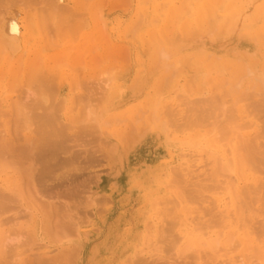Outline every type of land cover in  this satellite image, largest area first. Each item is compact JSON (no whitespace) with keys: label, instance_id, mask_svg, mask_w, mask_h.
<instances>
[{"label":"rangeland","instance_id":"374dc122","mask_svg":"<svg viewBox=\"0 0 264 264\" xmlns=\"http://www.w3.org/2000/svg\"><path fill=\"white\" fill-rule=\"evenodd\" d=\"M13 1L4 3L0 0V21L10 15L15 17L19 28L16 48L5 46L0 34V113L10 108L9 112L7 110L9 115L6 113L8 117L0 115V129L4 132L11 128L10 132L15 134L16 129L23 128L22 132L18 129L21 135L14 137L15 145L11 146L14 151L9 154L13 155V163H16L18 149H25H19V155L24 153L21 157L18 156L21 159L17 160L21 163L20 167H14L13 163L11 167L1 166L0 169L5 167L8 175L6 170L5 173L2 172L3 169L0 171L4 173L0 174V191L15 198L9 205L11 210L3 213V217H17V222L24 227H12L18 228L17 232L19 229H24L22 232H25V229L32 228L35 237L30 239L31 242L24 238L9 241L14 246L9 254L15 256L11 264H31L30 254L34 258L37 253L47 251L48 261L44 264H140V257L146 258L142 264L200 263L201 260L196 259L193 252L191 254L188 251L189 257L187 250L183 251L184 254L180 252L179 241L176 246H164V243L171 242L169 240L174 234L167 230L164 232V227L167 225L171 228L167 219L174 220L170 215L174 216L172 213L176 212L172 211L166 217L163 211L172 208L173 204L170 202L183 197L182 187H189L183 183H175L177 164L189 154L195 153L194 159L197 161L194 168H200L196 170L198 173L203 172V167L205 172L212 169L214 160L209 155L211 151L226 140L235 138L237 129L234 127L247 121L227 122L225 111L231 110L239 118L238 110L242 108V117H246L245 114L248 113L249 117H258L259 126L262 124L264 111L260 109V105L259 108L253 105L262 102L260 99L264 100V85L260 86L259 81L264 78V0H242V8L239 7L244 20L242 29L220 34L213 32L208 36L197 32L196 35L199 36L196 37L191 36L193 33L189 35L184 32L194 26V20L192 16H182V13L188 7L186 4L195 6L203 0H172V5L168 4L170 0H60L59 3L68 6V9L64 6L66 11L58 12L62 15L59 23L56 18L45 16L46 9H49L46 7L50 6L49 0H33L30 3L24 0L22 3L21 0H15L17 3ZM211 3L215 5L217 0H211ZM23 24L30 30L25 38L31 36L32 39L24 41L22 35L26 30ZM82 36L84 46H81ZM38 39L39 43L36 44ZM33 47L40 49L38 54ZM43 55H52V59ZM11 64L12 69L13 66L15 68L12 74L9 73L12 70ZM45 65L50 68H47L48 72ZM57 70H61V74ZM50 71H57L56 74L61 77L55 81ZM35 75L50 77L52 91L46 96L51 98H46L47 102L44 104L48 108L55 107L56 110L51 109L59 117L58 121L68 126L61 136L63 149L55 155L52 153V158H38L42 154L39 152L40 145L34 143L35 139H32L33 142L28 139L35 134L32 129L36 125L33 127V119L24 120L22 115L25 112V115L31 116L33 110L29 109L33 107V100L43 90ZM240 80V85L228 92L232 83ZM218 94L221 98H218ZM15 99L17 103L12 104ZM208 99H221L217 103L218 111H212L215 105L212 103L211 106ZM20 100L23 101L17 105ZM196 104L197 108L193 106ZM260 104L264 106V103ZM88 106L92 108L96 118L100 117V123L99 127L94 126L87 131L84 127L86 123H82ZM231 108H235L236 112ZM249 108L257 110L251 111ZM258 109L261 110L260 113ZM203 110L213 114L190 124V120L201 112L204 113ZM13 128H16L15 131ZM35 129L37 127L33 130ZM222 129H229L232 134L229 130L228 135L227 132L221 134ZM221 137L225 140L220 139ZM25 140L29 142L23 143ZM36 153L38 156H35ZM36 157L39 161H48L49 158V166L52 165L49 170L54 169L48 172L52 174L51 177L48 174L43 180H37L34 173L31 174L33 177L25 175L28 168L31 170L41 163ZM10 172L13 174H9ZM32 188L38 191V196ZM165 201L169 203L165 204ZM27 202L29 203L26 204ZM56 204L59 208L55 209V206L58 207ZM203 205L206 206V203ZM192 206L189 204L187 208L190 210L192 207L196 215L193 211L185 213L190 215L187 218L194 216V221L191 219L193 222L187 219L190 220V226L196 223L195 217L201 213L195 209L198 204ZM54 209L55 216L52 214ZM205 215L210 216L207 213ZM207 216L203 219L208 218ZM56 218H66L65 221L72 218L71 224L74 223L75 226H72L71 232L62 231L60 227L57 228L60 222L54 226ZM154 220L159 224L149 229ZM176 228L177 226L175 234L178 237L179 228ZM14 229L8 230L12 232ZM15 232L14 230L13 233ZM214 232L215 230L212 234ZM164 235H169V240H163ZM20 240L33 243L32 247L36 249L30 251L22 247L24 243H18ZM37 246L42 248L38 249ZM73 246L77 247L76 252L72 251ZM154 246L159 251L162 249L161 253L153 252ZM63 251L66 254H76L66 260ZM237 253L239 254L235 252L229 256H236ZM17 254L20 255L17 257ZM41 256L47 255L45 253Z\"/></svg>","mask_w":264,"mask_h":264},{"label":"bare ground","instance_id":"6f19581e","mask_svg":"<svg viewBox=\"0 0 264 264\" xmlns=\"http://www.w3.org/2000/svg\"><path fill=\"white\" fill-rule=\"evenodd\" d=\"M12 1L13 0H3L4 3L5 2L12 3ZM25 1L30 3L33 0H24V2ZM59 1L60 0H49L48 2H50V6H52V7L51 8H50V6L46 7L49 9H46L47 13L45 15V16H51L52 19L56 18L58 20L57 21L58 23L60 22L59 21L60 18H62L61 17L62 15L59 13L63 12V10H65L64 8L66 7L65 5L62 6V4L59 3ZM7 3L5 4V6L7 5ZM15 3H17V2L15 1ZM21 3H22V0H21ZM241 3H242V0H217V3L215 5H212L211 0H203V2L201 4L199 3V5L194 4L195 6H192L189 3L186 4L185 6H188V7L184 8V14L182 13V16L183 15L192 16L193 20H194L193 21L194 26L190 29L185 30L184 32L189 34V35L193 33L194 35H191V36L196 37V36H199V35H196L197 32H199V33L203 32V34H204L203 36H208L213 32L216 34L217 33L220 34V33H223L225 31L234 32L238 29H242L244 27L243 26L244 20H243V13L239 11L242 8ZM168 4L172 5L173 1L170 0L168 2ZM191 4H193V3H191ZM9 5H12V4H9ZM47 5H49V3ZM239 7H240V9H239ZM3 9L5 10L6 7H3ZM66 9H68V6L66 7ZM30 11H31V9H30ZM30 11H28V12H30ZM26 13H27V11H26ZM168 16H170V15H168ZM0 19H2V15H1ZM52 19H50V20H52ZM52 21H54V20H52ZM1 23H3V24H2V27H0V34H1L2 41L4 42V44H6L5 46H9L10 48H16V45H17V42L19 39V28H18L17 22L15 21V17H12L9 15V18L6 17L2 21H0V24ZM54 24H57V23H54ZM68 25H70V24H68ZM71 26H72V24H71ZM24 28H25V25H24ZM25 30L26 31H24V33L22 35L24 41H27V39L28 40L32 39L33 37H31V36L27 37V39L25 38L26 34L30 33V30H28L26 28H25ZM57 30H58V28H57ZM71 30H73V29H71ZM33 32L35 33V31H33ZM71 32L72 31H70V34H71ZM70 34H69V36H70ZM81 38H82L81 46H84V42H85L84 37L82 36ZM39 39L41 40L40 37H39ZM39 39L36 40V44L39 43L38 42ZM54 39H55V37H54ZM33 43H34V46L37 47L35 44V40H33ZM30 45L32 47V43ZM35 47H33V48H35ZM2 50H3V47H2ZM34 50H36L35 53L38 54L40 49L38 50V48H35ZM27 54H28V52H27ZM47 56L48 55H46L44 57L47 58ZM51 57H52V55H51ZM51 57L48 56V58H51ZM71 58H72V60L74 59L73 55ZM27 59L29 60L30 58L28 57ZM27 59H26V62L28 61ZM72 62H74V61H72ZM12 64L10 65V67L12 66ZM46 65H48V64H46ZM69 66H71V65H69ZM47 68H49V67L46 66V72H48ZM11 69H12V67H11ZM13 69H15L14 66H13ZM13 69L9 73H11L13 71ZM57 71L59 74H61V72H60L61 70H57ZM57 71H56V73H57ZM50 73H51V71H50ZM56 73H51V75L54 76L55 81H57L56 79H58V77H61L59 74L57 75ZM47 74H49V73H47ZM55 74L57 75V78L55 77L56 76ZM35 77H36V81H38L40 88H42L43 90L40 91L39 97L37 99L35 98L36 100L35 99L33 100V107L29 106L30 109L28 108L30 111L33 110V113L31 112V116L25 115L24 114L25 112H23L22 115L24 116V120L33 119L32 125H33V127L36 125L35 127H37L38 131L36 132L37 129L33 130L35 127L34 128L32 127L33 128L32 131L35 132V134L38 136L33 134L36 137L32 135L33 137L31 136V138H28V139H30L31 142H33V140L35 139L34 143L35 144L37 143L38 144V145L36 144L37 146L40 145L39 146V148H40L39 152L42 153V154H40V156L38 158H44L46 156L50 157V155L52 153L55 155L56 153H58V151H62L63 142H62L61 136H63V130L65 128H67L68 126L62 125V123L60 121H58L59 117L57 116V114L55 115L54 111L52 112V109H51V108H53V110H56V109H54L55 107H49L48 108L44 104V102L46 101V98H48L47 100H50V98H51V97L49 98L46 96V95H48V92L50 93L52 91L51 90L52 85L50 84V82L52 83V81H50L51 79L49 80L50 77L48 78V77L44 76L45 77L44 78V77L36 76V75H35ZM259 81L261 82L260 86L264 85V78H262V79L260 78ZM240 83H241V80L236 81L235 83H232V86H230L228 88V92L233 90V88H236L237 86H239ZM222 86H223V84H222ZM222 86H220V87H222ZM262 90H264V88H262ZM27 91H29V90L27 89ZM251 94H253V93H251ZM257 94H259V93H257ZM218 95H219L218 98H221V95L220 94H218ZM248 95L250 96V93ZM3 97H5V96H3ZM8 97H10V96H8ZM13 97H10V98H13ZM238 97H240V96H238ZM256 97H257V95H256ZM258 97H259V95H258ZM218 98H216V99H218ZM4 99L2 98V100H4ZM22 99H25V97L24 98L22 97ZM213 99H208L210 101L207 100V102L208 103L210 102L211 106H213V104H214L215 106H214V109L212 111H216L217 110L216 109L217 103H219L218 101H220L221 99L218 101L217 100L212 101ZM260 100L262 101V102L259 101L260 103H264V100H262V99H260ZM5 101H6V99H5ZM8 101H10V100H8ZM21 101H23V100H20V103H18L17 105L21 104ZM196 101H198V100H196ZM13 103H17L16 99L14 102H12V104ZM234 103H235V101L233 102V104ZM260 103H258V105L256 103V105H253V107H257V108L260 107V109L262 111H264V109H262V108H264V106H262V104H260ZM49 104H51V103L49 102ZM179 104H182V103H179ZM236 104H237V102H236ZM252 104H254V103H252ZM25 106H26V104H25ZM47 106H48V104H47ZM49 106H51V105H49ZM52 106H53V102H52ZM193 106L196 107L197 104L193 105ZM200 106L202 108V105H200ZM204 106H206V105H204ZM191 107H192V105H191ZM232 107H234V106H232ZM18 108H19V106H18ZM58 108H59V106H58ZM250 108H252V107L250 106ZM257 108H254L252 110L250 109V110L251 111L257 110ZM22 109H23V107H22ZM231 109L235 110V108H231ZM260 109H258V111ZM7 110L9 112L10 108ZM7 110L4 112H1L0 115L1 116L5 115V117H8L7 115H9V114L7 113ZM48 110L52 113L48 112ZM203 111H204V113L201 112V114L198 115L199 117L196 116L194 119L190 120L189 123L191 124V122L193 123L194 121H196V122L200 121V118H207V117L209 118V117H211L210 115L213 114V113H211V114L205 113L206 110H203ZM230 111H228V112L225 111V115L223 114L225 116L226 120H228L227 122L233 123L235 121L234 123H237L240 121L243 123L245 121V119H247V121L244 122L243 124H240V125H237L236 127H234L235 129H237L236 137L234 136L235 138H233V139L231 138L228 141L226 140L227 143H225L226 142L225 141L224 144H220L216 149L211 151L210 154L208 153L209 155H211V158L214 160V162L212 163V166H214V167L212 169L209 168L210 170L205 172L204 171L205 169L203 167V172L201 170L199 172H202V173H198V171H196V170H199L200 168L199 169H197L198 167L194 168L196 166L195 162L197 161V159H194L195 153L189 154L187 156V158H185L182 162L179 163V165L177 164L178 168L174 166L175 169L177 168L175 170L176 174L174 176L175 183H183L184 186L187 187V185H189V187L188 188L182 187L183 197L181 199H178L177 201L175 200L176 202L175 201L170 202L171 200L170 201L168 200L171 204H173V206H172V208H169V209L167 208V209H164V211H163L166 217L167 216L169 217L168 213L171 214L172 211L176 212V213H172V214H175L174 216L170 215V217H172V219H174V220H170L169 218L167 219V222L169 223L168 226L170 225L172 230H171V228L167 227V225L164 227L165 228V230H163L164 232L167 230L169 232L171 231V233L172 232L174 233V234L172 233L173 234L172 236L170 233V236H171L170 240H169V238H170L169 235H164L165 237H163V240L168 239L169 241H171V242H169V243H171V245L168 242H166V244L164 243V246L169 248L172 246H176L177 241L181 242V249L182 250L180 249V252L182 251V254H184L183 253L184 250H187V252L191 251L190 253L191 254L194 253L193 256H196V259H198L199 261L201 260L200 263L197 260V262L199 264H223V263L224 264L225 263L226 264L227 263L228 264L229 263L235 264L236 262H238L239 264H264V119H262V124H260V126H261L260 127L257 124L258 123V117L257 118L255 116L249 117L248 113L245 114V115H247L246 117H242V114H244V113H242L243 112L242 108L238 110L239 118H237V116L233 115L232 111L231 112ZM260 111H259V113H260ZM195 112L193 111V113H195ZM206 112L210 113V111H208V110ZM235 112H236V110H235ZM6 113H7V115H6ZM101 113H102V111H101ZM254 113H257V112L254 111ZM251 114L253 115V113H251ZM255 115H257V114H255ZM262 115H264V114H262ZM19 116L22 117L21 115H19ZM84 116H85V119H84L82 124L86 123L84 125L86 130L88 128H90L92 130V128H94V126L99 127L100 117L99 118L95 117L92 108H89V106H88ZM260 116H261V114H260ZM220 117L222 119V115ZM262 117H264V116H262ZM6 122H8V121H6ZM9 122H11V121H9ZM88 122H89V124H88ZM231 123H229V125L232 126L233 124H231ZM223 124H225V123H223ZM1 126H3V125H1ZM21 126L23 127V125H21ZM18 127H20V126L18 125ZM16 128H13V130ZM18 129L20 130V128H18ZM18 129H16V131L18 133L14 130L15 134L10 132L11 128H10V130L4 129L5 130L4 132L2 131V129H0V168H1V166H5V167H11L12 166L13 155H11L12 156L11 157L10 154H13L14 148H11V146H12V144L15 145L14 137L16 135L20 134V131L23 130V128L20 131H18ZM28 130L29 129L27 128V131ZM228 130L222 129V131L220 133L225 134V132H227V135H228L231 132L229 130V133H228ZM231 134H232V132H231ZM24 137L25 136H23V139H25ZM222 138H224V137H221L220 139H222ZM224 140H225V138H224ZM13 141H14V143H12ZM205 141H207V140H205ZM208 141H210V140H208ZM27 142H29V141H26V140L23 141V143H27ZM34 143H33V146L35 145ZM14 145H13V147H14ZM223 146H226V148L224 149ZM22 148H19V149H22ZM19 149H18L17 154H16L17 159L16 158H15L16 160L14 159L16 163H13L14 167L16 166V168L21 166L20 165L21 163L20 164L18 163L20 161L17 162V160H21L18 158V156L21 157V155L24 154L21 152V154L19 155L18 153H20V151H21ZM24 149H22V151ZM28 150H30V152H31V149H28ZM199 150L202 151L201 149H199ZM25 152H27V149ZM36 152L39 153L38 151H36ZM37 153L35 154V156L36 155L38 156ZM7 154H8V157H5V156H7ZM201 154H200V156H201ZM35 156H34V158H35ZM52 157H50V158H52ZM185 157H186V155H185ZM7 158H9V159H7ZM10 159H12V161H9ZM6 160H8V161H6ZM28 160H29V162H31L30 159H28ZM38 161H39V159H38ZM48 161L47 160H40L39 162H41V163L35 167L36 169L32 168V169H34V172L32 169L30 170L28 168L27 173L25 175H27V176L30 175V177H31L34 173L33 176L37 177V180H38V178H40V179L42 178V180H43L46 176L50 175L48 173L50 170L54 171V169L49 170V168H51L50 166H52V165L49 166V163H50L49 158H48ZM201 161L204 162L203 159ZM201 161H200V164H201ZM8 163H10V164H8ZM33 163H34V161H33ZM205 164H206V161H205ZM197 165H199V164H197ZM206 165H208V162ZM30 166H32V165H30ZM5 167H4V169L2 167L3 170L0 169V171L2 170V172H3L4 170H6ZM25 169H23V171H25ZM175 171H173V173H175ZM6 172H7V170H6ZM4 173H5V171H4ZM4 173H2V174H4ZM17 173H20V172L18 171ZM9 174H13V173L10 172ZM7 175H8V172H7ZM51 175H50V177H51ZM172 175H174V174H172ZM202 175H204V177L200 178V176H202ZM11 177L12 176H10V178ZM7 178H9V177H7ZM11 181H13V180H11ZM31 182L32 181H30V183ZM23 185H24V183H23ZM32 185L31 186L34 187V183H32ZM1 186H4V185H1ZM33 189L34 188H32V190ZM33 191L36 192V190H33ZM39 192L41 193V191H39ZM36 193H37L36 196H38V191ZM2 194H3L2 191H0V264H11V262L15 258V256H12L9 254L14 247V246H11L9 244V241H11L12 239L19 241L20 238H24V239H27L26 241L29 240L31 242L30 239L32 237H35L34 236L35 231H34V229L31 228L32 231L29 229H25V232H22L24 229L22 231L19 229V231L17 232L18 228L14 229L13 228L14 225H18V226L20 225V227H24V225L17 222V217L15 218V217H13V215H12V217L11 216L10 217H3L4 216L3 213L5 214V213H7V211L11 210L12 207L9 205L12 201H15V200H13L15 198H13V197L11 198V196H7L4 194L2 195ZM19 201H20V199H19ZM166 202L167 201H165L164 203L165 204L169 203V202H167V203ZM28 203L29 202H27L26 204H28ZM188 203L191 204V206L193 204H198V206H196L195 209L201 212L200 214L198 212L199 215H197V217H195L196 223L194 222L195 224L192 226H190L191 223L189 221L191 219L194 221V218H193L194 216L193 217L191 216L192 218H187V217H190V215L187 214L188 215L187 216L185 214V213H191L193 211L192 210L193 206L190 208V210L187 208V207H189ZM205 203H206V206L203 205ZM56 205L58 207L55 206L54 208L55 209L59 208V205L58 204H56ZM177 211H178V213H177ZM48 212H51V211H48ZM55 213H56V210L52 214L54 215ZM193 213H194V215H196V213L194 211H193ZM206 213L209 214L210 216L208 217L207 215H205ZM161 214H163V213H161ZM57 215H58V213H57ZM30 216H32V215H30ZM48 216H50V214ZM204 216H207L208 218L203 219ZM196 218H197V221H196ZM58 219L56 218V220H55V222H56L54 225L55 227L57 226L56 224H58L60 222V224H59V226H57V228L60 227L62 231L64 230L66 232L72 231V229H73L72 226H75V225H73L74 223L71 224L72 220H70V219H72V218L67 219L68 221H65L66 218H64V219L62 218L64 220V223H63L62 219L61 220L60 219L58 220ZM187 219H190V220L188 221ZM57 220H58V222H57ZM156 220H158V219H156ZM168 220H170V221H168ZM164 222L165 221L163 220V223ZM151 224L152 225L149 227V229L150 228L153 229L152 226L153 225L155 226V224L157 225L159 223H157L154 220V221H152ZM77 225H78V223H77ZM176 226H177V228H179V230H178L179 236L178 237H176L177 234H175L177 231V230H175ZM47 227H48V225H47ZM216 227H218V228H216ZM160 228H161V226H160ZM214 228H216V229H214ZM8 229H14L16 232L13 233L14 230L12 232H10ZM27 230H28V232H27ZM213 230H215V232L212 234ZM164 232H162L161 234H164ZM167 233L168 232H166V234ZM174 236L176 238H174ZM160 239H162V238H160ZM30 242L26 243V242H23V240H22L21 242H18V243H24L21 246L26 247V249L28 248L30 251L33 249H36V248L32 247L33 243H30ZM155 243H157V241ZM150 244L152 245L151 242H150ZM167 244H168V246H167ZM38 246H40V245H38ZM38 246H37L38 249L42 248V247H38ZM41 246H43V245H41ZM78 247H80V246H78ZM157 247L159 248L158 245H157ZM157 247L154 246V249H152V251L153 252L155 251L158 253L159 249ZM196 247H197V249H196ZM192 248H195V249L193 250ZM77 250H78L77 247L76 248L74 246L72 247L73 252L74 251L76 252ZM37 251H39V250H37ZM160 251H162V249ZM160 251H159V253H161ZM47 252H45L47 256H41V255H45V253L42 252L43 254H40V252H39L36 254L37 256H35L34 258H32L33 254H30L31 259L29 260V262L31 264L32 263L33 264H44V263H46L45 261H48ZM49 252H51V251L49 250ZM189 252L187 253V256H188ZM235 252H239V254L237 253L238 255H236V256H232V255L229 256V254L235 253ZM64 253L66 254V251ZM185 253H186V251H185ZM38 254H40V255H38ZM73 254L75 255L76 253H73ZM73 254H72V252H69L68 254H66L65 255L66 260L67 259L69 260L68 257L73 255ZM19 255L20 254H17L16 256L18 257ZM40 256L43 258V261L41 260L42 258ZM71 257L73 258L74 256H71ZM190 257H191V255H190ZM140 258L142 261H144L145 257L144 258L140 257ZM157 258H159V257H157ZM191 258L193 259V257H191ZM142 261H139L138 263L142 264ZM198 263H196V264H198Z\"/></svg>","mask_w":264,"mask_h":264}]
</instances>
